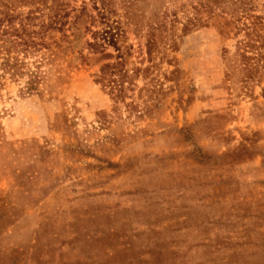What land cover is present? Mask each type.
I'll return each instance as SVG.
<instances>
[{"label": "rangeland", "instance_id": "1", "mask_svg": "<svg viewBox=\"0 0 264 264\" xmlns=\"http://www.w3.org/2000/svg\"><path fill=\"white\" fill-rule=\"evenodd\" d=\"M110 1L121 99L96 82L117 52L86 46L93 0L0 67V264H264V42L249 73L237 52L264 0Z\"/></svg>", "mask_w": 264, "mask_h": 264}, {"label": "trees", "instance_id": "2", "mask_svg": "<svg viewBox=\"0 0 264 264\" xmlns=\"http://www.w3.org/2000/svg\"><path fill=\"white\" fill-rule=\"evenodd\" d=\"M48 1L51 2L50 5ZM92 4L96 14L90 18L98 29L91 32V41H87L86 46L94 52H103L108 47H112L117 52L114 62L101 66L96 82L104 90H107L115 100H119L127 90L125 84H131L125 57H130L128 51L132 48L119 46V41L123 36L120 34L119 22H114L111 19V16L114 15L111 1L93 0ZM20 7L36 9L29 11L26 17H23V14L16 12V9ZM68 9H70V5L65 3V0H0V67L12 75L17 72L18 66L22 67L25 64L19 58L20 54L24 56L38 55L43 49L48 50L51 46L48 40L52 39L50 32L62 33L64 31V21L70 12ZM36 13L39 16H35ZM244 15L247 16L246 19L255 20V22L243 23V29L237 28L244 32V38L238 42V56L244 66L243 70L249 73L251 66L247 50L253 48L260 41L264 42V22L260 17L251 16L247 12H244ZM64 38H68V36L64 35ZM40 65L41 61L39 63L36 61L37 71L30 72V80L27 84L29 91L33 89Z\"/></svg>", "mask_w": 264, "mask_h": 264}]
</instances>
